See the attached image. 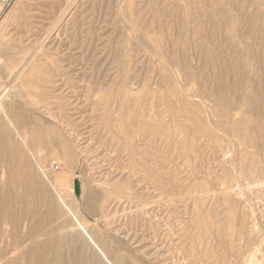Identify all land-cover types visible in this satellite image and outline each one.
<instances>
[{
	"label": "rangeland",
	"instance_id": "374dc122",
	"mask_svg": "<svg viewBox=\"0 0 264 264\" xmlns=\"http://www.w3.org/2000/svg\"><path fill=\"white\" fill-rule=\"evenodd\" d=\"M154 1L148 25L145 0H13L0 15V130H42L28 162L68 176L60 199L92 237L76 264H106L95 245L117 264H264L263 23L251 28L264 3ZM45 213L7 223L0 206V264H24L46 238L72 257ZM34 220L44 227L29 233Z\"/></svg>",
	"mask_w": 264,
	"mask_h": 264
},
{
	"label": "bare ground",
	"instance_id": "6f19581e",
	"mask_svg": "<svg viewBox=\"0 0 264 264\" xmlns=\"http://www.w3.org/2000/svg\"><path fill=\"white\" fill-rule=\"evenodd\" d=\"M260 1L264 3V0ZM145 5L149 12V16L147 19L148 25H151L154 15V8H156L155 1L145 0ZM212 5L214 6V8L218 10L220 9V5L217 2H214ZM214 8L209 10L213 12ZM164 11L165 8L163 7V9H161V13H164ZM178 11L179 14H181L182 11ZM176 15H178V13ZM258 19L263 23L264 31V14L258 15V17H256L252 21L251 28L257 29L256 21ZM260 27L261 26L259 25V28ZM238 29V26L234 28L235 32H238ZM261 31L262 28L260 29L261 37L259 46L262 45V41L264 45V32ZM231 32L233 33V31ZM174 57L176 56L172 55L170 58ZM178 58H175L174 62L178 61ZM180 63H182V61L178 62L177 66L182 68V70L184 71V78L187 79L191 76L190 71L184 63L182 65ZM20 123L21 121H17L16 119V124L22 125L21 130L24 133L22 134L20 139L13 138L11 135L12 132L9 129H2V131L0 130V160L1 158L5 160V166L3 170L5 176L2 189L0 190V206L2 208L1 220L9 223L10 217L28 218L31 216L32 218H34L37 209L39 207H45L46 213L44 214V221L52 220L53 222H55V224L59 227V230L65 234L67 238V246L74 249L75 252L73 253L72 257H68V260H66L62 255L63 245L61 244V242L53 240L52 238H46L35 244H29L28 246H26L24 252L19 254V258L24 261V264H76L78 260L77 250L79 251L80 248H83H78L77 246L79 237L85 236L90 240H92V237L86 229L84 221L79 218L78 209L72 205H65L64 202H62L60 199L58 189L65 183V181H67L68 176L59 175L60 177H56L53 174L51 175L44 169L43 159L37 158L35 160L34 167L30 165V163L28 162L30 159H27L29 158L27 157V151H30L32 149H37L39 151L40 149L44 148L43 134L42 130H40V128L37 126H26V128L23 125L24 121L23 124ZM50 128L52 134H55L54 127L51 125ZM146 128L151 130V125L146 124ZM3 141H7L8 144H3ZM21 141H23L24 143L26 142V146H24ZM73 157L74 153L71 149H69L67 156L68 166L74 161ZM47 185L55 194L57 200L56 205L49 203L48 201ZM28 196L29 198L27 199ZM86 204L88 205H83L84 211L88 214H92L93 212H91V209L93 204ZM9 211H11L10 214ZM74 223L78 227L76 228L75 232H71L70 228ZM43 224L44 222H37L35 220L32 221L31 224L27 226L28 232L32 233L40 231L44 227ZM18 226V222H13L12 224H10V229L14 231L18 228ZM10 229L8 230V232L11 233ZM48 248L52 249V254L50 253L51 256L49 257L45 255V252L48 250ZM95 248L97 249L96 254H98V257L101 258L104 263L117 264V262L115 261L116 253L114 251L102 249L97 245H95ZM111 257H114V259Z\"/></svg>",
	"mask_w": 264,
	"mask_h": 264
},
{
	"label": "built area",
	"instance_id": "2783aa9c",
	"mask_svg": "<svg viewBox=\"0 0 264 264\" xmlns=\"http://www.w3.org/2000/svg\"><path fill=\"white\" fill-rule=\"evenodd\" d=\"M13 0H0V15L12 3Z\"/></svg>",
	"mask_w": 264,
	"mask_h": 264
}]
</instances>
